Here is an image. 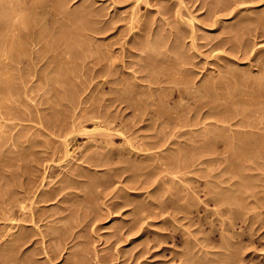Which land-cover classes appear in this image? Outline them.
Wrapping results in <instances>:
<instances>
[{"label": "rangeland", "instance_id": "rangeland-1", "mask_svg": "<svg viewBox=\"0 0 264 264\" xmlns=\"http://www.w3.org/2000/svg\"><path fill=\"white\" fill-rule=\"evenodd\" d=\"M46 1L47 0H0V4L3 7H0L1 17L5 18L8 16L10 18H7L12 20V22H17V25H14L15 28L13 26L9 27V31L7 27H5V29L10 33L13 31L12 33L14 34L15 38H18L19 36L18 40L20 39V41L23 42V46H21L24 49V51L22 50L23 53H25V55L22 53L23 55H21V59L25 60V58H31V64L33 65H30V62L28 64L27 61H22L23 63L21 62L19 63V65L13 64L12 62H10L12 65H6L7 67L15 65V67H12L15 74H17L15 71L18 70L17 72L19 74L21 70V73H23V69H25V74L22 75L20 73L19 75H16L18 79L20 78L19 80H17V77H13V79L15 78V81H12L16 82L15 84L18 87V93H12L11 96V94H6L4 91H0V172L4 170L2 174L0 173V193L6 189L9 190L12 188L13 190L15 188L14 184L16 185V182L19 183L22 182L26 177H31V167H28L27 163H29V159L33 157V152L39 150L38 152L40 155V151L44 149L43 147H45V145H51L58 148V150L60 148V150L58 151L59 153L57 152L59 155L56 154L55 158H47V160L45 161L42 160L40 164L39 162L37 163L38 169H40L37 176V185H39L37 186L38 191H42V189L51 190L57 187L59 189L58 192H56L58 195H54L52 198H47V202L40 201L39 204L35 203L34 206H40V211L44 212L45 215H48L49 213H52L53 210H56L58 207H61L63 205L62 211L64 212H62L61 216H63L64 213V216L66 217L64 218L63 216V218L60 217L54 220H50L49 218H47L46 220L39 221L38 223H36V225H32V227L29 228V233H33V237L31 238L32 240L27 243V245H29V248H27V250L22 253H17V256L19 258H21V256L26 258L27 255H34L33 258L35 257L37 259L35 263L37 262V264H47L45 263L44 259L41 258L43 254L41 255V253H36L37 246L41 245L39 242L40 236L37 235L38 233L36 231H45L46 229V233L50 234V236H53V234L51 233V230H53L52 228L58 225H62L68 218L67 222L69 223L66 222V224H71V219H73V222L74 220L78 223L81 221V223L78 224V227L74 228V230L78 231V233H81L77 235L78 237L75 239L78 242L74 239L72 240V237L68 236L64 243L61 244L62 248L57 258L52 261L53 264H65L66 262H71L72 264H195L194 261H196L197 263L200 262L199 264H264V155H262L261 157L243 158L242 160H229L225 158V155H228V150L226 152L218 154L219 156L217 155V153L211 152V155L209 154L208 157H210V159L217 157L216 159L212 161H209L210 159H208L205 162L198 163L197 166H194V171H188L185 173L187 177H193V180L188 181V183L193 182V187L195 186L194 189L197 193H195V197L193 196L192 199H195V201L198 202L196 207L193 208V211L187 213V215L180 212L183 216H186V218H182L183 220L172 219L171 213L174 216L176 215V218L178 216H182L181 214H177L179 213L178 210L171 209L172 207L167 208L168 210H161V212H164H162V214L158 217L148 216L149 214L147 215L146 212L149 210H156V205L154 204L152 206V195V198L156 197V200L160 199L161 201H163L162 199H164L165 196V199H168L167 193L169 192L167 191V188H171V185L168 184V186L167 184H165V186L163 184L166 182L165 180L171 179L173 177L172 180L179 183L181 181L180 179H182L181 176L185 177L184 173H176L175 175L167 173L165 170H163L165 164H162L160 166L159 164L161 163L156 164L157 161H155V159L158 160L159 156H164V153L168 156L174 155L172 152L173 150L166 151V147H175V149H177L176 147H187V153L191 150L194 151L195 149L188 147L189 145H187L192 142L191 139H197L198 137L201 138L202 133L211 134L212 131L214 132V129L217 130L219 128L218 131L215 132L223 133L224 131H226L224 132L227 133L225 134V136L228 135L229 131L228 129H226L228 123L224 124L218 122L214 118V116L217 117L218 114L216 115L215 113L213 114L210 112L207 113V107H209L207 105L209 104L210 106L214 107H212V110H214L213 112H215L217 109L221 111L223 108L228 107L229 104L230 107L232 105V111L235 108L241 109L242 107H245L244 105H246L240 103L243 98H247V95L245 94H251L254 90H256L257 86L255 85L257 84V82L255 81H261L264 79V0H64L61 3L65 4H60L61 9L60 6H58L59 10L57 9L60 13H58L56 9H54V11H56L55 13L53 12V10L51 11L52 8L51 6H49L50 4H47L48 1ZM6 5L8 8L6 7ZM28 5H30V7H28ZM32 5L34 7H32ZM220 6L221 8H218ZM83 10H86L87 12L83 13ZM10 11H14L13 14L15 15H13ZM89 11H91V14H89ZM51 13L55 15L53 16ZM93 14L94 16H92ZM81 17L83 18V20L81 19ZM259 18L260 20H258ZM14 19H16L17 21H15ZM27 19H29L30 22ZM48 20L51 21H49L50 24H48ZM252 20H254V22H252ZM80 24H82L81 27H79ZM242 25L244 26L241 27ZM13 28L14 30H16L14 31ZM32 29L34 32L32 31ZM42 33L45 35H43ZM61 35L63 36L62 38ZM151 38H154L153 41ZM148 39L150 40V42ZM241 41L245 43L240 44ZM151 42L154 44V48H152ZM236 42L238 43L236 44ZM245 44L249 45L247 46V49L246 46L244 47ZM83 46L84 50L82 48ZM158 50L159 52H157ZM148 54L150 56H148ZM4 55L5 54L0 53V57L2 59L6 56ZM148 57H150L148 63H151L150 61H152V64H154L155 62V66L159 64L160 67L157 66L158 69L145 68L144 62L146 63ZM170 57H173L172 59H176L177 57H179V59H176L177 61L182 60L183 62H187L188 64L186 63L181 65H185V68H189L188 71H185L187 74L185 72H182V75L178 73L180 72L178 71V68H180L181 66L177 67L176 63L174 62L175 59L172 60ZM167 59L171 60L167 61ZM97 61L98 63H96ZM171 61H173L175 64L171 63ZM50 62L52 63V65H50ZM92 62H94L95 65ZM68 63L69 65L71 63V65L73 64L74 66H68ZM42 65H45L44 67L46 68L48 67L47 73L46 68H43ZM62 65L63 67L67 65L65 67L67 69L69 67V70H67L65 67L63 70ZM6 66L5 68H7ZM50 66H52V68L54 66L57 71L55 69H51ZM58 66L60 69L58 68ZM27 67L29 69L31 68L34 73L32 72L33 74L28 75L25 72L29 70ZM98 67L102 70V72L100 73L103 74L95 76V70H97ZM140 67H142V70ZM176 67L177 69H175ZM40 69L45 70L46 74H50L52 80L50 79V81H48L50 83L47 82L49 85L39 78L42 77V74H45L43 73L44 71H41ZM58 69L62 73L58 71ZM70 69H72L73 71L76 69L77 70L74 71L75 73L73 71L70 73ZM39 70L40 73L38 72ZM163 72L166 74L167 72L169 74L171 73L172 75H170L175 78L177 82L175 81L169 83L164 81L161 82L162 80L159 81V77L161 78L162 75L163 77H165V74ZM65 73L67 74V77ZM81 73H83V75ZM156 73L159 76L158 78H156ZM124 74H126L127 76ZM144 74V77H146V75H149L148 77L150 78H154V76H156L155 78L158 79H155L156 85L155 80L151 82L148 77L143 79L142 77ZM21 75L24 77L21 78ZM55 75L59 79L60 83L59 81H55L57 79ZM102 75L107 76L103 77ZM140 75L142 77H140ZM167 75L165 78L168 77ZM252 76L253 78H251ZM184 78L186 79V81L187 79H189L190 81L187 82L189 87H186V93L182 95L181 93L177 92V87L182 86V84L180 85V83H182L181 81L185 80ZM107 79H119L122 82L120 83L121 87L119 85L117 90H113L115 84L113 82L111 84V82ZM220 80L221 83L224 82V84H221ZM157 81L159 82L157 83ZM78 82L80 83L78 84ZM149 82H151V84ZM51 84L54 87H52ZM1 85L2 84H0V86ZM63 85H66L65 87L67 89H65ZM216 85H218V87ZM151 86L153 88H158H156L157 90H154ZM206 86H212L216 91L213 90L214 92H212V87H209L211 89V92L209 91L210 93L208 91H206V93H201L206 88ZM23 87L27 90L23 89ZM139 87H141V89H139ZM161 87L165 88L162 90ZM50 88H53L55 91L53 89L51 90ZM194 89L196 91H194ZM200 89L203 90L201 91ZM53 92L56 94H53ZM60 92L61 94L71 93L70 95L74 100H76L78 97V100L86 99V97L88 96L92 97V99L90 98L89 101L82 102L78 106L76 104L73 108V110L76 111L74 112L84 114L85 111L92 105V107L97 108V111H101L104 116H106V114H110L109 116H111V119L113 118L112 127L116 130L112 128V130L110 131L112 135H110L103 143H100L98 145H91L90 143H92L93 141L92 136L98 133L97 130L101 129V126L103 125H100V127H98V124L95 120L89 119L84 121V119L81 118L82 125L80 128L84 129L83 127H85V131L87 130L86 132L90 131L89 134H81V132H79L72 141L70 140L66 142L67 145L65 147L63 143L59 142L61 141L60 138H57L55 135L43 129L40 123L41 121H43L44 123L51 122L55 117L54 111L59 107L60 108L57 109L58 112L59 110H67L65 106H59L57 103L56 95L59 96ZM207 93L209 94V96H205L206 98L203 97L204 99H202L201 95L203 94L202 96H204ZM72 94L75 95L76 99ZM125 94L131 97V102H134L133 104L134 106H136L135 109L134 106H131L132 108L126 107V102L118 101L117 103L116 100V102L113 101V103L112 101H109V97L111 95L122 96ZM148 94L151 95L149 96ZM190 94H192V96ZM133 95L136 99L133 97ZM186 95L188 96V98L186 97ZM258 98L255 99L256 101L252 99V103H260L259 105H262L264 98ZM93 99L98 100H95V102L97 101L96 104L93 102ZM205 99H207V102L205 101ZM221 100H224V102ZM253 100L255 102H253ZM258 100L263 101H260L258 103ZM150 101L153 102L151 103ZM196 101H198L199 103L201 102V105L202 103H204V105L207 104V107H203L202 105V107L204 108L203 109L198 102L197 104L194 103ZM198 104L201 109L195 108V105ZM187 106L191 108V111L193 107V111L191 112L190 110H188L186 112V110L188 109ZM230 107L229 109H231ZM183 108H185L186 110ZM18 109H20L21 111ZM195 109L197 111H195ZM210 110L211 108L209 109V111ZM48 114H50V116ZM51 115L53 118H50ZM169 115L172 116V118L175 116L177 118L180 117V119L177 123H175L173 120L171 122V117ZM186 115H188V117ZM165 118L167 121L166 123ZM167 119H169L170 121ZM67 120L69 119L67 118ZM181 121H186L189 123L186 126L183 125ZM216 123H218L217 126ZM220 124H223L224 127H222L223 125L220 127ZM235 125L236 124H234V127L233 125H230L229 128L231 127L234 129H242L238 125ZM170 129H174L175 134ZM179 130H188V134L184 133V135L182 134V136L181 134H178ZM2 131L4 133H2ZM91 132L92 134H90ZM169 133L172 136H170ZM165 135L169 136L167 142L162 147H156L148 151L143 149L147 143L155 141L156 139L158 140V136L163 137ZM20 136H23V138ZM15 138L17 139L14 140ZM12 139L15 143L12 141ZM57 140L59 141L57 142ZM20 141L21 144L19 143ZM186 141H188L189 143H186ZM169 142H172V144ZM181 143L183 144V146ZM27 144H29V146L35 145L36 147L34 146L35 148H31L33 146L28 147ZM22 147H28V149L23 150ZM14 149L16 150V152L14 151ZM31 149H33V151ZM24 151L27 154H25ZM31 151L33 154H31ZM102 151H104V154H102ZM148 152L149 154H152V156L150 154V158L149 156H146L148 155L146 154ZM20 153L22 154V157L20 156ZM192 153H188L191 155H187V157L192 156ZM2 154L4 155V157L2 156ZM153 154L156 156V158ZM88 155L89 157H91V155L95 157V159L91 157V163L83 161L85 160L84 158H86V156ZM19 157H21L22 161ZM4 158H6V160ZM96 158L100 161V166L98 164L99 161L95 162ZM151 158L154 162H152ZM18 160L20 163L18 162ZM16 161L19 164H17ZM23 161L26 162L27 166L25 163H23ZM93 162L96 165H94ZM145 162L146 164H144ZM2 163H4L5 166ZM7 169L13 174V176H15V174L17 173L15 177L17 178L16 180H14L15 178L13 176L7 178L2 176L5 175V173L10 174ZM24 169L25 172L27 170V173L23 172ZM6 171H8L9 173H7ZM22 172L24 173L23 175H21ZM39 174L41 177L39 176ZM138 174L140 175V177ZM146 175H148L149 178L145 177ZM168 175H170V177ZM179 175L181 176L179 177ZM201 176L204 178H202ZM2 177L5 178V180L3 179V182ZM131 178H137L138 180L135 179L134 181H131ZM199 178L201 182L203 179V184L201 183L202 185L198 181H196V179ZM144 179H146L147 182ZM225 179H229L230 181L227 180L224 183ZM204 180H206V185ZM235 180H237L236 184H230ZM142 181L144 182L143 184L146 187H138L143 185L141 184ZM219 182V185H221L223 188L222 192L227 191L229 192L228 194L232 197L234 195V201L236 198L237 203L235 202L232 207L234 206L235 208H238H236L238 211L237 218L228 220V213L218 214V207L214 205L211 200H208L209 195L205 192H207L208 190L212 191V189L214 188V191L216 189L220 191V189H218L219 186H217ZM179 184L177 187L176 185H173V187L175 186L176 188H178ZM8 185L11 188H9ZM138 193H141L142 195H139ZM125 195L126 197H128L126 198ZM122 199H125V201L123 202ZM117 201H119V203L121 202L122 204H119ZM123 203H125V205H123ZM64 207L66 208V211L64 210ZM71 213H74L75 215H72ZM226 215L228 218H224ZM19 217L20 216H18V218ZM76 217L77 219H75ZM198 217L203 218L202 222L198 220ZM85 218H87V221ZM170 219L172 221H170ZM57 220L59 222H57ZM27 224L30 225V223ZM133 224L138 225L135 226ZM0 226L3 228L2 225ZM140 226H142L143 229L137 230L138 228H140ZM70 230L68 231L69 234ZM49 238L51 237H49L48 235L44 239L47 240ZM50 241L51 243L56 244L53 239H50ZM75 251L78 253L77 256H75L76 258H74L73 255V253L75 254ZM190 253L192 256L190 255ZM41 260L43 261V263ZM75 261H78L79 263H75Z\"/></svg>", "mask_w": 264, "mask_h": 264}, {"label": "bare ground", "instance_id": "bare-ground-1", "mask_svg": "<svg viewBox=\"0 0 264 264\" xmlns=\"http://www.w3.org/2000/svg\"><path fill=\"white\" fill-rule=\"evenodd\" d=\"M13 1H15V0H13ZM26 1V0H25ZM48 1V2H47ZM46 2H47V4L49 5V6H51V11L53 10V12L55 13L56 11H54V9H58L59 10V7L58 6H60V4H63V3H61L62 1H64V0H47ZM68 1V0H67ZM219 1V0H218ZM221 1V0H220ZM232 1V0H231ZM32 2V1H31ZM30 2V3H31ZM1 3V2H0ZM11 3V2H10ZM223 3V2H222ZM7 4V3H6ZM9 4V3H8ZM13 4H14V2H13ZM32 4V3H31ZM34 4H35V2H34ZM65 4V3H64ZM63 4V5H64ZM221 4V3H220ZM233 4H235V3H233ZM238 4V3H237ZM245 4V3H244ZM3 5V4H2ZM10 6H12L11 4H9ZM67 5V4H66ZM217 5V4H216ZM216 5H215V7H216ZM218 6H219V3H218ZM0 7H2L1 6V4H0ZM6 7H7V5H6ZM13 7V6H12ZM28 7H30V5H28ZM32 7H34L33 5H32ZM3 8V7H2ZM8 8V7H7ZM7 8H5V9H7ZM10 8V7H9ZM88 8V7H87ZM218 8H221V6L220 7H218ZM46 9V8H45ZM60 9H61V6H60ZM57 10V11H58ZM63 10V9H62ZM219 10V9H218ZM228 10V9H227ZM231 10V9H230ZM3 11V10H2ZM29 11V10H28ZM33 11V10H32ZM36 11V10H35ZM48 11V10H47ZM67 11V10H66ZM70 11V10H69ZM73 11H74V9H73ZM75 11H76V9H75ZM0 12H1V9H0ZM12 14L14 13V11L12 12V11H10ZM27 12V11H26ZM49 12V11H48ZM68 12V11H67ZM79 12V11H78ZM85 12H87L86 10H83V13H85ZM90 13L89 14H91V11H89ZM182 12V11H181ZM7 13V12H6ZM19 13V12H18ZM34 13V12H33ZM37 13V12H36ZM58 13H60L59 11H58ZM57 13V14H58ZM212 13V12H211ZM1 14V13H0ZM52 15H53V13H51ZM50 14V15H51ZM57 14H56V16H57ZM82 14V13H81ZM247 14H248V12H247ZM13 15H15V14H13ZM37 15V14H36ZM39 15V14H38ZM49 15V16H50ZM55 15V14H54ZM53 15V16H54ZM88 15V14H87ZM7 16V15H6ZM10 16V15H9ZM23 16V15H22ZM91 16V15H90ZM92 16H94V14L92 15ZM8 17V16H7ZM1 17V15H0V53H3V54H5L4 56V58L2 59L1 57H0V84H2L1 86H0V91H4L6 94H11V96H12V93H14V94H16V92L18 93V87L16 86V82H14L15 80V78L13 79V77H17L16 75H19L21 72H22V70H21V72H19V74H18V70L17 71H15L17 74H15L14 72H13V69H12V67H15V65H13V66H10V67H7L8 65H10L11 63L10 62H12L13 64H18L19 65V63H21L22 61H27V63L29 64V62H30V65H32L31 64V61H32V59L31 58H25V60H23V59H21L22 58V56L21 55H25V53H23V51H24V49H23V42L22 41H20V39L18 40V38H19V36H18V38H15L14 37V34L12 35L10 32H8L9 31V27H14V25H17V22H12V20H10V19H8V18H10V17ZM35 17V16H34ZM84 17H85V15H84ZM87 17V16H86ZM253 17V16H252ZM22 18V17H21ZM26 18V17H25ZM28 18V17H27ZM44 18V17H43ZM45 18H46V16H45ZM51 18V17H50ZM49 18V19H50ZM12 19V18H11ZM66 19V18H65ZM81 19L83 20V18L81 17ZM15 21H17L16 19H14ZM27 20H29V19H27ZM52 20V19H51ZM76 20V19H75ZM81 20V21H82ZM255 20V19H254ZM254 20H252V22H254ZM258 20H260V18L258 19ZM22 21V20H21ZM23 21H25V20H23ZM50 20H48L47 22H49ZM94 21V20H93ZM97 21V20H96ZM208 21V20H207ZM27 22V21H26ZM29 22H30V20H29ZM33 22V21H32ZM43 22V21H42ZM45 22V21H44ZM51 22V21H50ZM50 22L48 23V24H50ZM129 22V21H128ZM215 22V21H214ZM251 22V21H250ZM203 23H205V22H203ZM211 23V22H210ZM247 23V22H246ZM44 24V23H43ZM62 24H63V22H62ZM85 24V23H84ZM186 24V23H185ZM249 24V23H248ZM40 25H42V24H40ZM81 25L82 24H80V26L79 27H81ZM261 25H262V23H261ZM22 26V25H21ZM39 26V25H38ZM47 26V25H46ZM50 26V25H49ZM88 26V25H87ZM181 26V25H180ZM244 25H242L241 27H243ZM264 26V25H263ZM5 27H7L8 28V31L5 29ZM17 27V26H16ZM28 27V26H27ZM57 27V26H56ZM171 27V26H170ZM182 27V26H181ZM184 27H187V26H184ZM220 27V26H219ZM15 28V27H14ZM14 28H13V30H14ZM21 28V27H20ZM30 28V27H29ZM51 28V27H50ZM58 28V27H57ZM83 28H84V26H83ZM146 28V27H145ZM180 28V27H179ZM257 28V27H256ZM11 29V28H10ZM18 29V28H17ZM35 29V28H34ZM55 29V28H54ZM72 29V28H71ZM80 29V28H79ZM174 29V28H173ZM172 29V30H173ZM184 29V28H183ZM241 29V28H240ZM16 30V29H15ZM14 30V31H15ZM47 30V29H46ZM74 30V29H73ZM239 30V29H238ZM237 30V31H238ZM11 31V30H10ZM18 31V30H17ZM23 31H25V30H23ZM32 31H33V29H32ZM49 31H51V30H49ZM63 31V30H62ZM76 31V30H75ZM27 32V31H26ZM34 32V31H33ZM36 32V31H35ZM40 32V31H39ZM179 32V31H178ZM186 32V31H185ZM24 33V32H23ZM54 33V32H53ZM57 33V32H56ZM80 33V32H79ZM78 33V34H79ZM100 33V32H99ZM169 33V32H168ZM174 33V32H173ZM34 34V33H33ZM43 34V33H42ZM48 34V33H47ZM51 34V33H50ZM67 34V33H66ZM76 34H77V32H76ZM82 34V33H81ZM175 34V33H174ZM22 35V34H21ZM43 35H45V34H43ZM55 35V34H54ZM180 35V34H179ZM187 35V34H186ZM25 36V35H24ZM27 36V35H26ZM57 36V35H56ZM175 36V35H174ZM28 37V36H27ZM35 37V36H34ZM63 36L61 35V38H62ZM68 37V36H67ZM37 38V37H36ZM49 38H51V37H49ZM238 38V37H237ZM71 39H73V38H71ZM152 39V38H151ZM154 39V38H153ZM153 39H152V41H153ZM193 39V38H192ZM229 39H230V37H229ZM245 39V38H244ZM22 40V39H21ZM42 40V39H41ZM58 40V39H57ZM149 40V39H148ZM241 40V39H240ZM30 41V40H29ZM49 41V40H48ZM21 42H22V44H21ZM26 42V41H25ZM42 42V41H41ZM44 42V41H43ZM57 42V41H56ZM149 42H150V40H149ZM33 43V42H32ZM48 43V42H47ZM50 43V42H49ZM66 43V42H65ZM152 43V42H151ZM155 43V42H154ZM238 42H236V44H237ZM242 43H245V42H242L241 41V43L240 44H242ZM56 44V43H55ZM234 44H235V42H234ZM239 44V45H240ZM247 44V43H246ZM244 45V47L246 46V49H247V46H249V45ZM22 45V46H21ZM51 45V44H50ZM54 45V44H53ZM60 45V44H59ZM58 45V46H59ZM75 45H77V44H75ZM151 45V44H150ZM153 43H152V48H154L153 47ZM86 46H88V45H86ZM242 46V45H241ZM240 46V47H241ZM31 47V46H30ZM29 47V48H30ZM41 47V46H40ZM96 47V46H95ZM52 48V47H51ZM55 48V47H54ZM83 48V50H84V46L82 47ZM144 48V47H143ZM147 48V47H146ZM99 49V48H98ZM151 49V48H150ZM157 49V48H156ZM23 50V51H22ZM26 50V49H25ZM47 50H49V49H47ZM55 50V49H54ZM53 50V51H54ZM74 50V49H73ZM94 50V49H93ZM152 50V49H151ZM154 50V49H153ZM63 51V50H62ZM67 51V50H66ZM161 51V50H160ZM163 51V50H162ZM250 51V50H249ZM19 52V53H18ZM77 52H78V50H77ZM80 52V51H79ZM86 52V51H85ZM84 52V53H85ZM146 52V51H145ZM157 52H159V50L157 51ZM183 52V51H182ZM23 53V54H22ZM28 53V52H27ZM31 53V52H30ZM50 53V52H49ZM68 53H69V51H68ZM74 53V52H73ZM81 53V52H80ZM83 53V52H82ZM96 53V52H95ZM94 53V54H95ZM101 53V52H100ZM173 53H175V52H173ZM36 54V53H35ZM51 54V53H50ZM78 54V53H77ZM88 54V53H87ZM97 54V53H96ZM149 54H150V52H149ZM148 54V56H150ZM158 54V53H157ZM179 54V53H178ZM49 55V54H48ZM52 55V54H51ZM61 55V54H60ZM83 55V54H82ZM102 55V54H101ZM137 55V54H136ZM165 55V54H164ZM167 55V54H166ZM182 55H183V53H182ZM185 55V54H184ZM2 56V55H1ZM36 56V55H35ZM39 56V55H38ZM50 56V55H49ZM155 56H156V54H155ZM177 56V55H176ZM26 57V56H25ZM62 57V56H61ZM92 57V56H91ZM153 57V56H152ZM181 57V56H180ZM42 58V57H41ZM55 58V57H54ZM83 58V57H82ZM96 58V57H95ZM144 58V57H143ZM142 58V59H143ZM161 58V57H160ZM167 58H169V57H167ZM171 58V57H170ZM173 58V57H172ZM171 58V59H172ZM35 59V58H34ZM70 59V58H69ZM76 59V58H75ZM141 59V60H142ZM148 60H146V63L144 62V67L145 68H155V69H158L157 68V66L158 67H160L159 66V64H157V66H155L156 64H155V62H154V64H152V61H150L151 63H148L149 62V59H150V57H148L147 58ZM158 59V58H157ZM171 59H167V61L169 60H171ZM175 59V58H174ZM174 59H172V60H174ZM176 59H179V57H177ZM174 60V62L176 63V66L178 67H180L181 65H183V64H186L187 62H183L182 60L181 61H177V60ZM37 60H38V58H37ZM82 60V59H81ZM96 60V59H95ZM98 60V59H97ZM111 60H113V59H111ZM151 60H152V58H151ZM35 61V60H34ZM74 61V60H73ZM72 61V62H73ZM41 62V61H40ZM52 62V61H51ZM50 62V63H51ZM60 62V61H59ZM69 62V61H68ZM90 62H91V60H90ZM95 62V61H94ZM94 62H92L94 65H95V63ZM108 62V61H107ZM158 62H159V60H158ZM173 61H171V63H174ZM263 62V61H262ZM23 63V62H22ZM74 63V62H73ZM76 63V62H75ZM96 63H98V61L96 62ZM112 63V62H111ZM170 63V64H171ZM174 63V64H175ZM66 64V63H65ZM165 64V63H164ZM188 64V63H187ZM7 65V66H6ZM12 65V64H11ZM26 65V64H25ZM47 65V64H46ZM48 65H49V63H48ZM50 65H52V63L50 64ZM64 65V64H63ZM63 65H62V68H63V70H64V67L65 66H67V65H65L64 67H63ZM70 65H71V63H70ZM69 65V63H68V66H70ZM73 65V64H72ZM71 65V66H72ZM76 65V64H75ZM97 65V64H96ZM161 65V64H160ZM257 65V64H256ZM5 66L7 67V68H5ZM33 66V65H32ZM37 66V65H36ZM43 66V65H42ZM45 66V65H44ZM43 66V68H46V67H44ZM74 66V65H73ZM88 66V65H87ZM111 66V65H110ZM122 66V65H121ZM141 66V65H140ZM174 66V65H173ZM185 66V65H184ZM184 66H181L180 68H178L179 70L178 71H180V72H178V71H176V72H178V73H180L181 75H182V72L184 73L185 71H188V69L189 68H185ZM30 67V66H29ZM41 67V66H40ZM39 67V68H40ZM51 67V69H55L54 68V66H53V68H52V66H50ZM84 67V66H83ZM177 67L175 68V69H177ZM28 68V67H27ZM58 68H59V66H58ZM66 68V67H65ZM71 68V67H70ZM90 68V67H89ZM88 68V69H89ZM99 68V67H98ZM97 68V70H95V73H96V75L95 76H99V74H103V73H100V72H102V70L99 68L98 69ZM141 68V70H142V67H140ZM144 68V69H145ZM173 68V67H172ZM17 69V68H16ZM20 69V68H19ZM29 69V68H28ZM34 69V68H33ZM42 69V68H41ZM40 69V70H41ZM60 69V68H59ZM58 69V71H60ZM67 69V68H66ZM95 69V68H94ZM112 69V68H111ZM143 69V70H144ZM146 69V70H147ZM24 70L25 69H23V73H21L22 75L23 74H25L24 73ZM40 70L38 71L39 73H40ZM47 70H48V67L46 68V73H47ZM56 71H57V69H55ZM62 70V69H61ZM67 70H69V67H68V69ZM71 71H69L70 73L73 71L72 69H70ZM77 70V69H76ZM76 70H74V71H76ZM79 70V69H78ZM81 70V69H80ZM101 70V71H100ZM109 70V69H108ZM162 70V69H161ZM160 70V71H161ZM165 70V69H164ZM169 70V69H168ZM36 71V70H35ZM41 71H44L43 73H45V70H41ZM54 71V70H53ZM55 71V72H56ZM73 71V72H74ZM111 71V70H110ZM155 71V70H154ZM159 71V72H160ZM163 71V70H162ZM170 71V70H169ZM168 71V72H169ZM193 71V70H192ZM191 71V72H192ZM264 71V70H263ZM28 75H30V74H33L34 73V71L30 68L29 70H27V71H25ZM33 72V73H32ZM49 72H50V69H49ZM61 72V71H60ZM94 72V71H93ZM99 72V73H98ZM116 72V71H115ZM148 72V71H147ZM166 72V71H165ZM167 72V74H169ZM171 72V71H170ZM194 72V71H193ZM37 73V72H36ZM38 73V74H39ZM42 74V77H39L42 81H44V82H48V81H50V79L52 80V78H51V76H50V74L48 73V74ZM62 73V72H61ZM64 73V72H63ZM68 73V72H67ZM69 73V74H70ZM75 73V72H74ZM94 73V74H95ZM107 73V72H106ZM109 73V72H108ZM111 73V72H110ZM113 73H114V71H113ZM134 73V72H133ZM132 73V74H133ZM161 73V72H160ZM164 73V72H163ZM186 73V72H185ZM189 73V72H188ZM238 73V72H237ZM66 74V73H65ZM82 75H83V73H81ZM91 74V73H90ZM93 74V75H94ZM117 74V73H116ZM121 74V73H120ZM165 74V77H166V73H164ZM171 74V73H170ZM169 74V75H170ZM175 74V73H174ZM187 74V73H186ZM20 76L21 78H23L24 76ZM40 75V74H39ZM60 75V74H59ZM58 75V76H59ZM61 75H63V74H61ZM79 75V74H78ZM110 75V74H109ZM113 75V74H112ZM112 75H111V77H112ZM124 75H126V74H124ZM123 75V76H124ZM156 75H157V73H156ZM169 75H167L168 77L167 78H165V77H163V75L161 76V78L157 75V77L156 76H154V78H150V77H148L149 75H146V77H144L145 76V74L143 75V77L140 75V77H142L143 79L144 78H149V80L151 81V82H153V80H155L156 78H158V79H160L159 81H161V82H175L176 80H175V78H173L171 75L169 76ZM26 76V75H25ZM54 76V75H53ZM52 76V77H53ZM77 76V75H76ZM103 76V75H102ZM107 76V75H106ZM106 76H103V77H106ZM127 76V75H126ZM191 76H193V75H191ZM245 76V75H244ZM251 76V75H250ZM55 77L57 78V76L55 75ZM66 77H67V74H66ZM139 77V76H138ZM156 77V78H155ZM63 78V77H62ZM73 78V77H72ZM205 78V77H204ZM251 78H253V76L251 77ZM250 78V79H251ZM20 79V78H19ZM18 79V77H17V80H19ZM28 79V78H27ZM39 79V80H40ZM55 79V78H54ZM78 79H79V77H78ZM84 79V78H83ZM128 79V78H127ZM158 79H156V80H158ZM183 79V78H182ZM185 79V78H184ZM255 79V78H254ZM261 79V78H260ZM12 80H14V81H12ZM37 80V79H36ZM69 80V79H68ZM77 80V79H76ZM88 80V79H87ZM106 80V79H105ZM108 81H110L111 82V84H112V82L115 84L114 85V89L113 90H117L118 89V86L120 85V87H121V84L120 83H122L119 79L117 80V79H111V80H109V79H107ZM147 80V79H146ZM156 80H155V85H156ZM192 80V79H191ZM206 80V79H205ZM204 80V81H205ZM223 80V79H222ZM229 80V79H228ZM20 81H22V80H20ZM56 82H58L59 81V79L57 78L56 80H55ZM54 81V82H55ZM67 81V80H66ZM80 81V80H79ZM107 81V82H108ZM159 81H157V83L159 82ZM188 81H190L189 79H187V81H186V79L184 80V81H181L182 83H180V85L182 84V86H178L177 87V92H179V93H181L182 95H184V93H186V87H189V85H188ZM227 81V80H226ZM238 81V80H237ZM14 82V83H13ZM27 82V81H26ZM62 82H64V81H62ZM61 82V83H62ZM74 82V81H73ZM106 82V81H105ZM110 82H109V84H110ZM151 82H149L150 84H151ZM160 82V83H161ZM177 82V81H176ZM217 82H219V81H217ZM255 82H257V84L255 85V86H257V88H256V90H254L253 92L252 91H250V92H252L251 94H245V95H247V98H243L242 99V101H240V103L241 104H246V105H244L245 107H240L241 109H233V111H232V105H231V107L228 105V107H225V108H223L221 111L220 110H218V111H220V112H218L217 110L215 111V112H213L214 110H212L214 107L213 106H210L209 104L207 105V104H205L204 105V103H202V105H203V107H205L206 105L207 106H209V107H207L208 108V110H207V113H215L216 115L218 114V116L217 117H215L214 116V118L218 121V122H220V123H228V125L226 126V129H228V131H229V133H228V135H226L225 136V134H227V133H224V132H226V131H224L223 133L221 132V133H219V132H215V131H218V129L217 130H215L214 129V132L212 131V133L210 134H203L202 133V136H201V138H194V139H191V141L192 142H188V141H186V143L188 142L189 144H187V145H189L188 147H191V148H193V149H197L196 151L194 150H191V151H189L188 153H192V152H194V153H192L193 155L192 156H188L187 157V155H191V154H188L187 153V147H183V148H178V147H176L177 149H175V147L174 148H169V147H166V151L167 150H173L172 152H173V154L174 155H170V156H168V155H166L165 153H164V156L163 155H161V153H160V155L161 156H159V158H158V156H157V158H158V160H156L155 159V161H157L156 162V164H158V163H161V164H159L160 166L163 164H165L164 166V168H163V170H165L167 173H169V174H171V175H175L176 173H179V174H181V173H184V176L185 177H183V176H181V175H179V177L181 176V178L182 179H180L181 181V183L179 184L178 182H176V181H174V180H172V178L171 179H167V180H165L166 182L165 183H163L164 185L165 184H169V185H171V188L169 187V189L167 188V191L169 192V193H167L168 194V199H165L166 198V196H165V200L164 199H162L163 201H161L160 199L158 200H156V197L155 198H152L153 197V195L151 196V201L153 202V204H152V206L155 204L156 205V210H149V211H146L147 212V215L148 216H154V217H158V216H160L161 214H162V212H164V211H162L161 212V210H168L167 208H169V207H172L171 209H176V210H178L179 211V213H177V214H181L180 212H182L183 214H186L187 215V213H190V212H192L193 211V208H195L196 207V205L198 204V202H196L195 201V199H192L193 198V196L195 195V193H197L196 191H195V189H194V187H193V182H191V183H188V181H191V180H193V177H187V175H185V173L186 172H190V171H194L193 170V168H194V166H197V164L198 163H201V162H205L206 160H208V159H210V157H208L209 156V154L211 153V152H214V153H217V155L218 154H221L222 152H226L227 150H228V155H225V158L226 159H229V160H236V159H243V158H249V157H261L262 155H264V101L263 100H258V103L260 102V101H263L262 103V105H259V104H255V103H252V99H256V98H258V97H263L264 98V79L263 80H261V81H255ZM255 82H254V84H255ZM40 83V82H39ZM48 83H50V82H48ZM47 83V84H48ZM59 83H60V81H59ZM80 82H78V84H79ZM159 83V84H160ZM220 83H221V80H220ZM223 84H224V82H222ZM221 83V84H222ZM43 84V83H42ZM88 84V83H87ZM125 84V83H124ZM123 84V85H124ZM149 84V85H150ZM153 84V83H152ZM208 84V83H207ZM251 84V83H250ZM19 85V84H18ZM21 85V84H20ZM44 85V84H43ZM42 85V86H43ZM49 85V84H48ZM52 85V84H51ZM66 85H67V83H66ZM65 85V86H66ZM116 85H117V87H116ZM126 85V84H125ZM148 85V86H149ZM154 85V84H153ZM158 85V84H157ZM177 85H178V83H177ZM61 86V85H60ZM64 86V85H63ZM64 86V88L65 89H67L66 87ZM162 86V85H161ZM166 86V85H165ZM217 87H218V85H216ZM222 86V85H221ZM223 86H225V85H223ZM253 86V85H252ZM21 87V86H20ZM39 87V86H38ZM46 87V86H45ZM44 87V88H45ZM52 87H54L53 85H52ZM130 87H131V85H130ZM152 87V86H151ZM150 87V88H151ZM169 87H171V86H169ZM175 87V86H174ZM209 87H212V86H209ZM209 87H207L206 86V88L202 91L201 89V93H203V92H205L206 93V91H210L211 89V91L212 92H214V91H216V90H214L215 88H209ZM22 88V87H21ZM41 88H43V87H41ZM40 88V89H41ZM57 88V87H56ZM55 88V89H56ZM62 88V87H61ZM86 88V87H85ZM112 88V87H111ZM144 88H146V87H144ZM153 88V87H152ZM156 88H158V87H156ZM156 88H153L154 90L156 89ZM162 88V87H161ZM165 87H163L162 88V90L164 89ZM194 88V87H193ZM247 88V87H246ZM20 89V88H19ZM23 89H26V88H24L23 87ZM51 89V88H50ZM53 89V88H52ZM51 89V90H52ZM139 89H141V87H139ZM171 89V88H170ZM218 89V88H217ZM236 89V88H235ZM240 89V88H239ZM21 90V89H20ZM27 90V89H26ZM25 90V91H26ZM54 90V89H53ZM129 90V89H128ZM133 90H134V88H133ZM151 90V89H150ZM157 90V89H156ZM199 90V91H200ZM214 90V91H213ZM237 90V89H236ZM250 90V89H249ZM55 91V90H54ZM67 91V90H66ZM80 91V90H79ZM112 91V90H111ZM137 91V90H136ZM167 91V90H166ZM194 91H196L195 89H194ZM210 91V92H211ZM223 91V90H222ZM226 91H227V89H226ZM246 91V90H245ZM27 92V91H26ZM59 92V91H58ZM57 92V93H58ZM69 92V91H68ZM113 92V91H112ZM118 92V91H117ZM116 92V93H117ZM124 92V91H123ZM129 92V91H128ZM133 92V91H132ZM151 92V91H150ZM209 92V93H210ZM4 93V94H5ZM23 93V92H22ZM109 93H111V92H109ZM142 93V92H141ZM147 93V92H146ZM149 93V92H148ZM158 93V92H157ZM166 93V92H165ZM171 93V92H170ZM197 93V92H196ZM230 93V92H229ZM53 94H56V93H54L53 92ZM60 95L58 96V95H56L57 97H56V99H57V103H58V105L60 106H65L66 107V111H62V110H59V112L57 111V109H59V108H57L54 112H55V117L53 118L52 117V115H51V117L50 118H53L52 119V121L51 122H49V123H44L43 121H41L40 123H41V125H42V127H43V129H45V130H47L49 133H51V134H53V135H55L57 138H60L61 139V141H59V140H57V142L59 141V142H61V143H63L64 145H65V147H66V145H67V141H72L77 135H78V133L79 132H81V134H83V133H88L89 134V132H86L85 131V127H83L84 129H82V128H80L81 127V125H82V120H81V118L82 119H84V121L85 120H89V119H91V120H95L96 121V123L98 124V127H100V125H103V126H101V129H99V130H97L98 131V133H96V134H94L92 137V139H93V141H92V143H90L91 145H98V144H100V143H103L104 141H106L107 140V138L110 136V135H112V133L110 132L111 130H112V124H113V118L111 119V116H109V115H107L106 114V116H104V114H102L101 113V111H97V108L95 109L94 107H92V105H91V107H89L86 111H85V113L84 114H82V113H75L76 111L75 110H73V108L75 107V105L77 104V106L80 104V103H82V102H86V101H89L90 100V98L92 99V97H90V96H88V97H86V99H83V100H78V98L76 99V97H75V95L74 94H72V95H74L73 97H75V99L76 100H74L73 98H72V96L70 95V94H66V93H63V94H61V92L59 93ZM80 94H82V93H80ZM90 94V93H89ZM119 94V93H118ZM163 94V93H162ZM208 94V93H207ZM204 95V96H202L201 95V97H202V99H204L203 97H205V96H209V94L208 95ZM25 95H26V93H25ZM91 95V94H90ZM109 95V94H108ZM126 95V94H125ZM122 95V96H117V95H111L110 97H109V101L111 102H113V101H115L116 102V100H117V103H118V101L119 102H126L125 104H126V107H131V106H134V102L132 103L131 102V97L128 95ZM149 96L151 95V94H148ZM159 95V94H158ZM188 95V94H187ZM186 95V97L188 98V96ZM191 96H192V94H190ZM212 95V94H211ZM210 95V96H211ZM6 96V95H5ZM54 96V95H53ZM94 96V95H93ZM136 96H137V94H136ZM139 96V95H138ZM148 96V97H149ZM194 96V95H193ZM243 96V95H242ZM8 97V96H7ZM95 97V96H94ZM93 97V98H94ZM130 99H129V98ZM133 97H134V95H133ZM200 97V98H201ZM6 98V97H5ZM9 98V97H8ZM53 98H55V97H53ZM84 98V97H83ZM95 98H97V97H95ZM135 98V97H134ZM164 98V97H163ZM166 98V97H165ZM168 98V97H167ZM179 98V97H178ZM194 98H195V96H194ZM206 98V97H205ZM222 98V97H221ZM235 98V97H234ZM50 99V98H49ZM98 99V98H97ZM97 99H93L92 101L96 104L97 103ZM108 99V98H107ZM136 99V98H135ZM190 99H192V98H190ZM196 99V98H195ZM208 99V98H207ZM207 99H205V101L207 102ZM214 99V98H213ZM258 99H260V98H258ZM7 100V99H6ZM5 100V101H6ZM95 100H97L96 102H95ZM139 100V99H138ZM152 100V99H151ZM158 100H159V98H158ZM160 100H162V99H160ZM167 100V99H166ZM169 100V99H168ZM233 100V99H232ZM253 100V102H255ZM25 101V100H24ZM50 101V100H49ZM148 101V100H147ZM171 101V100H170ZM195 101V100H194ZM221 101H223L224 102V100H221ZM226 101V100H225ZM237 101V100H236ZM239 101V100H238ZM4 102V101H3ZM19 102H20V100H19ZM56 102V101H55ZM143 102H144V100H143ZM151 102V101H150ZM153 102V101H152ZM151 102V103H152ZM162 102V101H161ZM197 102L198 101H196V102H194V103H196L197 104ZM216 102V101H215ZM56 103V104H57ZM114 103V102H113ZM139 103V102H138ZM147 103V102H146ZM199 103V102H198ZM209 103V102H208ZM218 103V102H217ZM226 103V102H225ZM224 103V104H225ZM239 103V102H238ZM55 104V105H56ZM131 104V105H130ZM137 104V103H136ZM135 104V105H136ZM143 104V103H142ZM200 105H201V102L199 103ZM199 104L198 105H195V108L196 109H201V107H202V105H201V107L199 106ZM219 104V103H218ZM235 104H237V103H235ZM13 105V104H12ZM150 105V104H149ZM160 105V104H159ZM15 106V105H14ZM54 106V105H53ZM76 106V107H77ZM141 106V105H140ZM148 106V105H147ZM239 106H240V104H239ZM82 107V106H81ZM138 107V106H137ZM143 107V106H142ZM179 107V106H178ZM188 107V109L186 110L185 108H183V109H185L186 110V112L188 111V110H190L191 111V108L189 107V106H187ZM202 107V108H203ZM213 107V108H212ZM229 107L231 108V109H229ZM4 108H5V106H4ZM132 108V107H131ZM136 108V106H134V109ZM141 108V107H140ZM163 108V107H162ZM181 108V107H180ZM206 108V109H207ZM211 108V110L209 111V109ZM234 108V107H233ZM13 109V108H12ZM99 109V108H98ZM182 109V110H183ZM193 107H192V111H193ZM195 109V111H197ZM204 109V108H203ZM18 110H20V109H18ZM23 110V109H22ZM137 110H138V108H137ZM169 110V109H168ZM181 110V109H180ZM6 111V110H5ZM10 111V110H9ZM21 111V110H20ZM61 111V112H60ZM75 111V112H74ZM144 111V110H143ZM146 111V110H145ZM191 111V112H192ZM237 111V112H236ZM11 112V111H10ZM53 112V113H54ZM135 112V111H134ZM138 112V111H137ZM154 112V111H153ZM152 112V113H153ZM169 112V111H168ZM203 112H205V111H203ZM222 112H226V113H222ZM1 113V112H0ZM197 113V112H196ZM202 113V112H201ZM5 114V113H4ZM158 114H160V113H158ZM164 114V113H163ZM167 114H169V113H167ZM206 114V113H205ZM49 116H50V114H48ZM162 115V114H161ZM160 115V116H161ZM172 115V114H171ZM177 115V114H176ZM208 115V114H207ZM212 115V114H211ZM154 116V115H153ZM170 116V115H169ZM174 116V115H173ZM187 117H188V115H186ZM48 117V116H47ZM151 117V116H150ZM163 117V116H162ZM171 118V122H172V120L175 122V123H177L178 122V120L180 119V117H173L172 118V116H170ZM190 117H192V116H190ZM207 117V116H206ZM67 118L69 119V120H67ZM161 118V117H160ZM159 118V119H160ZM164 118V117H163ZM152 119V118H151ZM153 120V119H152ZM162 120V119H161ZM164 120V119H163ZM167 120H169V119H167ZM83 121V122H84ZM170 121V120H169ZM188 121H189V119H188ZM48 122V121H47ZM64 122V123H63ZM152 122V121H151ZM154 122V121H153ZM167 121H166V118H165V123H166ZM170 122V123H171ZM180 122V121H179ZM200 122V121H199ZM203 122V121H202ZM201 122V123H202ZM96 123H95V125H96ZM181 123L183 124V125H188V123L189 122H186V121H181ZM191 123H193V122H191ZM190 123V124H191ZM207 123V122H206ZM199 124V123H198ZM234 124H236V125H238L239 127H241L242 129H234V128H229V126L230 125H233V127H234ZM116 125V124H115ZM193 125H195V124H193ZM215 125V124H214ZM214 125H212V126H214ZM218 125V123H216V126ZM223 124H220V127L222 126ZM235 125V126H236ZM127 126V125H126ZM162 126V125H161ZM172 126V125H171ZM170 126V127H171ZM165 127V126H164ZM201 127V126H200ZM222 127H224V125L222 126ZM155 128V127H154ZM173 128V127H172ZM176 128V127H175ZM199 128V127H198ZM213 128V127H212ZM114 129V128H113ZM121 129V128H120ZM168 129V128H167ZM180 129V128H179ZM114 130H116V129H114ZM162 130V129H161ZM171 130V129H170ZM169 130V131H170ZM46 131V132H47ZM96 131V130H95ZM157 131V130H156ZM160 131V130H159ZM168 131V132H169ZM174 134H175V131H174V129L173 130H171ZM188 130H184V131H180L179 130V133L178 134H183L184 135V133H187L188 134V132H187ZM202 131V130H201ZM219 131H221V130H219ZM123 132V131H122ZM230 132H231V135H230ZM2 133H4L3 131H2ZM162 133H163V131H162ZM171 133V132H170ZM170 133H169V135H170ZM192 133V132H191ZM195 133V132H194ZM90 134H92V132L90 133ZM177 134V135H178ZM18 135V134H17ZM98 136V137H96V136ZM164 135V134H163ZM169 135H165V136H163V137H159L158 136V140L156 139L155 141H151V142H149V143H147L145 146H144V150H146V151H148V150H151V149H154V148H156V147H162L166 142H167V140H168V136ZM182 135V136H183ZM224 135V136H223ZM170 136H172V135H170ZM3 137H4V135H3ZM10 137V136H9ZM20 137H22L23 138V136H20ZM193 137V136H192ZM1 138V137H0ZM13 138V137H12ZM112 138V137H111ZM152 138V137H151ZM189 138V137H188ZM191 138V137H190ZM17 138H15L14 140H16ZM189 140V139H188ZM12 141H13V139H12ZM175 141V140H174ZM178 141V140H177ZM14 142V141H13ZM12 142V143H13ZM55 142H56V140H55ZM179 142V141H178ZM184 142V141H183ZM15 143V142H14ZM20 144H21V141L19 142ZM18 143V144H19ZM33 143V142H32ZM38 143V142H37ZM107 143V142H106ZM169 143H171L172 144V142H169ZM62 144V145H63ZM179 144V143H178ZM182 144V143H181ZM15 145V144H14ZM17 145V144H16ZM28 145V147H31V146H33V145H30L29 146V144H27ZM27 145H25V146H27ZM37 145V144H36ZM40 145H41V143H40ZM60 145V144H59ZM170 145V144H169ZM176 145V144H175ZM23 146V145H22ZM35 146V145H34ZM31 147V148H35V147ZM39 146V145H38ZM166 146H168V145H166ZM171 146H173V145H171ZM182 146H183V144H182ZM221 146V147H220ZM15 147H18V146H15ZM28 147H22L23 148V150H25V149H28ZM59 147V146H58ZM165 147V146H164ZM180 147V146H179ZM44 148V149H43ZM42 149L43 150H41L40 152V155H39V150H36V152H33L32 153V151H33V149H31L32 151H31V154H33V157H31V159H29V163H27L28 164V167L30 166L31 167V172H30V174H31V177H23V178H25L22 182H16V185L14 184V186H15V188L12 190V188L8 185V187L9 188H11V189H6V188H4V189H6V190H1L2 192L0 193V225H2L3 226V228L1 227V231H0V264H37V262L35 263V261L37 260L35 257L33 258V256L34 255H27V257L26 258H24V257H22L21 256V258H19L18 256H17V253H22V252H24V251H26L27 250V248H29V245H27V243H29L32 239V235H33V233H29V228H31L32 227V225H36V223H38L39 221H43V220H46L47 218H49L50 220H54V219H58V218H63V216H64V213H63V216H61V214H62V212H64V211H62L63 210V205L61 206V207H58L56 210H53V212L52 213H49L48 215H45V213L44 212H42V211H40L41 209H39L40 208V206H38V207H36V205L34 206V204L35 203H38L39 204V202L40 201H46V199L47 198H52L54 195H58L56 192H58V188L56 187V188H54V189H51V190H44V189H42V191H38V189H37V186H39V185H37V176H38V172L40 171V169H38V162H39V164H40V162L43 160V161H45V160H47V158H55V155L56 154H58L59 152V150H60V148H59V150H58V148H56V147H53V146H51V145H45V147H43ZM168 148V149H167ZM218 148H221V149H218ZM230 148H234V149H230ZM13 149V148H12ZM16 149V148H15ZM14 149V151L16 152V150ZM136 149V148H135ZM141 149V148H140ZM22 150V149H21ZM35 150V149H34ZM131 150V149H130ZM157 150V149H156ZM11 151V150H10ZM20 151V150H19ZM108 151V150H107ZM114 151V150H113ZM141 151H143V150H141ZM217 151V152H216ZM13 152V151H12ZM11 152V153H12ZM14 152V153H15ZM21 152V151H20ZM25 152V151H24ZM23 152V153H24ZM28 152H30V151H28ZM58 152V153H57ZM104 151H102V154H104L103 153ZM127 152V151H126ZM137 152V151H136ZM136 152H134V153H136ZM156 152V151H155ZM154 152V153H155ZM165 152V151H164ZM14 153H13V155H14ZM100 153V152H99ZM167 153V152H166ZM21 154V153H20ZM25 154H27L26 152H25ZM30 154V153H29ZM101 154V153H100ZM121 154H122V152H121ZM146 154H148V155H146ZM145 155L146 156H149V158H150V154H149V152L148 153H146ZM158 154V153H157ZM171 154V153H170ZM224 154V153H223ZM17 155V154H16ZM18 155H19V153H18ZM24 155V154H23ZM59 155V154H58ZM58 155H57V157H58ZM85 155V154H84ZM105 155H106V153H105ZM104 155V156H105ZM154 155V154H153ZM166 155V156H165ZM211 155V154H210ZM2 156L4 157V155L2 154ZM7 156V155H6ZM10 156V155H9ZM21 157H22V154L20 155ZM30 156V155H29ZM108 156V155H107ZM151 156H152V154H151ZM155 156V155H154ZM219 156V155H218ZM224 156V155H223ZM18 157V156H17ZM21 157H19L20 159H21ZM24 157V156H23ZM85 157V156H84ZM83 157V158H84ZM91 157H93L92 155H91ZM91 157H89V155L88 156H86V158H84L85 160H83L84 162L86 161L87 163H91V160H92V158ZM2 158V157H1ZM14 158V157H13ZM18 158V159H19ZM30 158V157H29ZM82 158V159H83ZM94 159H95V157H93ZM144 158H146V157H144ZM153 158V157H152ZM151 158V160H152V162H154L153 161V159ZM155 158H156V156H155ZM217 158V157H216ZM216 158H211L209 161H212V160H214V159H216ZM222 158V157H221ZM5 160H6V158H4ZM27 159V158H26ZM25 159V160H26ZM91 159V160H90ZM94 159H93V161H94ZM101 159V158H100ZM219 159V158H218ZM224 159V158H223ZM52 160V159H51ZM97 160V161H96ZM96 160H95V162H98L99 160L96 158ZM106 160V159H105ZM109 160V159H108ZM126 160V159H125ZM125 160H124V162H125ZM145 160V159H144ZM221 160V159H220ZM225 160V159H224ZM240 160V161H241ZM8 161V160H7ZM10 161V160H9ZM12 161V160H11ZM21 161H22V159H21ZM147 161V160H146ZM223 161V160H222ZM3 162V161H2ZM17 162V161H16ZM18 162H19V160H18ZM17 162V164H19ZM47 162V161H46ZM83 162V163H84ZM104 162V161H103ZM122 162V161H121ZM235 162V161H234ZM23 163H25L26 164V162H24L23 161ZM82 163V164H83ZM100 163V161L98 162V164ZM143 163V162H142ZM3 165H4V163H2ZM13 164V163H12ZM25 164H23V165H25ZM27 164H26V166H27ZM93 164H94V162H93ZM97 164V165H98ZM110 164V163H109ZM144 164H146V162L144 163ZM155 164V163H154ZM153 164V165H154ZM6 165H7V163H6ZM23 165H22V167H23ZM94 165H96V164H94ZM141 165V164H140ZM158 165V166H159ZM240 165V164H239ZM246 165V164H245ZM5 166V165H4ZM3 166V167H4ZM8 166H9V163H8ZM8 166H6V167H8ZM14 166V165H13ZM18 166V165H17ZM20 166V165H19ZM99 166H100V164H99ZM98 166V167H99ZM102 166V165H101ZM108 166V165H107ZM144 166V165H143ZM2 167V166H1ZM21 167V168H22ZM25 167V166H24ZM163 167V166H162ZM231 167V166H230ZM245 167H247V166H245ZM45 168V167H44ZM71 168V167H70ZM108 168V167H107ZM121 168V167H120ZM123 168V167H122ZM146 168V167H145ZM241 168V167H240ZM28 169V168H27ZM1 170H2V168H1ZM8 170V169H7ZM12 170V169H11ZM9 171V170H8ZM8 171H6L7 173H9ZM18 171V170H17ZM21 171H22V169H21ZM29 171H30V168H29ZM198 171V170H197ZM2 172H4V170L3 171H1L0 173L2 174ZM23 172H25V169L23 170ZM22 172V174L21 175H23L24 173ZM21 173V172H20ZM19 173V174H20ZM25 173H27V170H26V172ZM137 173V172H136ZM166 173V174H167ZM4 174V173H3ZM17 174V173H16ZM16 174H15V176H13V174L10 172V174H6L5 173V175H2V176H4L5 178H7V177H16ZM29 174V173H28ZM20 175V176H21ZM88 175V174H87ZM86 175V176H87ZM91 175V174H90ZM139 175V174H138ZM178 175V174H177ZM203 175V174H202ZM220 175V174H219ZM27 176V175H26ZM35 176H36V178H35ZM39 176H40V174H39ZM169 177H170V175H168ZM204 176V175H203ZM240 176V175H239ZM1 177V176H0ZM22 177V176H21ZM41 177V176H40ZM44 177V176H43ZM43 177H42V179H43ZM139 177H140V175H139ZM145 177H148L149 178V176L148 175H146ZM145 177H143V178H145ZM178 177V176H177ZM202 177V176H201ZM200 177V178H201ZM5 178H3L2 177V182H3V179L5 180ZM79 178V177H78ZM96 178V177H95ZM130 178V177H129ZM200 178L199 179H196V181H198L200 184L202 183L203 184V179H202V182H201V180H200ZM202 178H204V177H202ZM243 178H245V177H243ZM13 179V178H12ZM17 178H15L14 180H16ZM19 179V178H18ZM42 179H41V182H42ZM88 179V178H87ZM132 179V178H131ZM135 179H137V178H133L131 181H134ZM195 179V178H194ZM212 179H213V177H212ZM68 180V179H67ZM70 180V179H69ZM73 180V179H72ZM138 180V179H137ZM145 181H146V179H144ZM177 180H179V179H177ZM208 180V179H207ZM230 181L229 179H225V181H224V183L226 182V181ZM0 181H1V178H0ZM7 181V180H6ZM19 181V180H18ZM21 181V180H20ZM65 181V180H64ZM80 181H81V179H80ZM206 180H204V182H205ZM40 182V183H41ZM68 182V181H67ZM77 182V181H76ZM92 182V181H91ZM90 182V183H91ZM101 182V181H100ZM130 182V181H129ZM141 182V181H140ZM147 182V181H146ZM213 182V181H212ZM221 182H223V181H221ZM98 183V182H97ZM105 183V182H104ZM131 183H133V182H131ZM144 182L142 181V183L141 184H143ZM148 183H149V181H148ZM179 184V187L178 188H176L177 186H178V184ZM236 184L237 183V180H235L234 182H231L230 184ZM12 184V183H11ZM70 184V183H69ZM86 184V183H85ZM92 184V183H91ZM108 184V183H107ZM137 184V183H136ZM135 184V185H136ZM140 184V185H141ZM147 184V183H146ZM150 184H152V183H150ZM190 184H192V185H190ZM201 184V185H202ZM220 184V182L218 183V185L217 186H219V188L218 189H220V191L219 190H215L214 191V189H212V191H210V190H208L207 192H205L206 194H208L209 196H208V200H211L213 203H214V205H216L217 207H218V209H217V213L219 214V213H221V214H223V213H228L227 215H228V217H229V219L228 220H232L233 218H237L238 217V211H237V209L233 206L232 207V205H234V203L236 202L237 203V201H236V198H235V201H234V195H233V197L231 196V195H229L228 193L229 192H222V186L221 185H219ZM67 185V184H66ZM72 185H74V184H72ZM78 185H79V183H78ZM97 185V184H96ZM106 185V184H105ZM168 185V186H169ZM173 185H176V187L174 186L173 187ZM205 185H206V182H205ZM215 185V184H214ZM71 186V185H70ZM85 186V185H84ZM160 186V185H159ZM166 186V185H165ZM198 186V185H197ZM216 186V185H215ZM59 187V186H58ZM67 187V186H66ZM74 187V186H73ZM88 187H89V185H88ZM132 187V186H131ZM135 187V186H134ZM138 187H141V188H143V187H146L144 184L142 185V186H138ZM148 187V186H147ZM133 188V187H132ZM176 188V189H175ZM203 188V187H202ZM201 188V189H202ZM235 188V187H234ZM62 189V188H61ZM76 189V188H75ZM163 189V188H162ZM165 189V188H164ZM171 189V190H170ZM228 190H229V188H228ZM233 190V189H232ZM61 191V190H60ZM158 191V190H157ZM198 191V190H197ZM236 191V190H235ZM93 192V191H92ZM94 193V192H93ZM141 193H145V192H141ZM141 193H138L139 195L141 194ZM163 193V192H162ZM166 193V192H165ZM96 194V193H95ZM94 194V195H95ZM85 195V194H84ZM142 195V194H141ZM166 195V194H165ZM198 195V194H197ZM98 196V195H97ZM147 196V195H146ZM145 196V197H146ZM150 196V195H149ZM163 196V195H162ZM161 196V197H162ZM207 196V195H206ZM238 196V195H237ZM241 196V195H240ZM85 197V196H84ZM83 197V198H84ZM120 197V196H119ZM125 197H126V195H125ZM128 197V196H127ZM126 197V198H127ZM159 197V196H158ZM195 197V196H194ZM125 198V199H126ZM147 198V197H146ZM239 198V197H238ZM88 199V198H87ZM125 199H122L123 200V202L125 201ZM130 199V198H129ZM203 200V199H202ZM201 200V201H202ZM75 201V200H74ZM91 201V200H90ZM94 201V200H93ZM135 201V200H134ZM140 201H142V200H140ZM144 201H146V200H144ZM148 201V200H147ZM240 201H241V199H240ZM240 201H238V202H240ZM42 202H41V204H42ZM47 202V201H46ZM92 202V201H91ZM118 203H119V201H117ZM128 202V201H127ZM148 202H150V201H148ZM45 203V202H44ZM85 203H86V201H85ZM90 203V202H89ZM126 203V202H125ZM125 203H123V205H125ZM132 203V202H131ZM151 203V202H150ZM149 203V204H150ZM165 203V204H164ZM40 204V205H41ZM115 204V203H114ZM119 204H122L121 202L119 203ZM144 204V203H143ZM240 204V203H239ZM68 205V204H67ZM116 205V204H115ZM114 205V206H115ZM122 205V206H123ZM151 205V204H150ZM93 206H94V204H93ZM215 206V207H216ZM222 206V207H221ZM45 207V206H44ZM120 207V206H119ZM240 207V206H239ZM244 207V206H243ZM56 208V207H55ZM61 208V209H60ZM69 208V207H68ZM72 208V207H71ZM113 208V207H112ZM43 209V208H42ZM45 209V208H44ZM66 208L64 207V210H65ZM170 209V210H171ZM74 210V209H73ZM118 210V209H117ZM116 210V211H117ZM175 210V211H176ZM66 211V210H65ZM110 211V210H109ZM108 211V212H109ZM172 211H174V210H172ZM171 211V212H172ZM69 212H70V210H69ZM113 212H114V210H113ZM76 213V212H75ZM214 213V212H213ZM72 214V213H71ZM74 214V213H73ZM72 214V215H73ZM81 214V213H80ZM67 215V214H66ZM68 215H70V214H68ZM75 215V214H74ZM146 215V216H147ZM182 215V214H181ZM227 215L224 217V218H226L227 217ZM18 216H20L19 218H18ZM77 216H78V214H77ZM99 216V215H98ZM176 216V215H175ZM174 215H172V213H171V218L172 219H177V220H179V219H184V217L186 218V216H178L177 218L175 217ZM219 216V215H218ZM81 217V216H80ZM79 217V218H80ZM169 217H170V215H169ZM227 217V218H228ZM64 218H66L65 216H64ZM73 218V217H72ZM104 218H105V216H104ZM151 218V217H150ZM153 218V217H152ZM167 218V217H166ZM217 218V217H216ZM19 219V220H18ZM75 219H77V217L75 218ZM86 219V221H87V218H85ZM84 219V220H85ZM102 219H103V217H102ZM182 219V220H183ZM190 219H191V217H190ZM202 219L203 218H200V217H198V220L199 221H201L202 222ZM220 219V218H219ZM61 220V219H60ZM70 220V219H69ZM144 220V219H143ZM142 220V221H143ZM6 221V222H5ZM15 221H18V222H15ZM20 221V222H19ZM62 221V220H61ZM60 221V222H61ZM63 221H65V220H63ZM68 221V218H67V220H66V222ZM79 221V220H78ZM96 221V220H95ZM140 221V220H139ZM153 221V220H152ZM170 221H172L171 219H170ZM226 221V220H225ZM3 222V223H2ZM46 222V221H45ZM51 222V221H50ZM57 222H59L58 220H57ZM66 222L65 223H63L62 225H58V226H55V227H53L52 229L53 230H51V233L53 234V236H50V234H48V233H46L47 231H46V229H45V231H43V230H39V231H36L37 233V235H39L40 236V246H37V254H40L41 253V255L43 254V256L41 257V258H43L44 259V261H45V263H47V264H53L52 263V261L54 260V259H56L57 258V256L59 255V253H60V250H61V244H63L64 243V241L68 238V236L69 237H72V240L74 239H76L78 236L77 235H79L80 233H78V231H76V230H74V228H77L78 227V224L79 223H81V221L78 223L77 221L75 222V220H74V222H73V219H71V224H66ZM73 222V223H72ZM88 222H89V220H88ZM137 222V221H136ZM141 222V221H140ZM179 222V221H178ZM221 222V221H220ZM27 223H30V225H28ZM55 223V222H54ZM67 223H69V222H67ZM144 223V222H143ZM168 223V222H167ZM225 223V222H224ZM227 223V222H226ZM140 224V223H139ZM229 224V223H228ZM133 225H135V224H133ZM136 225H138V224H136ZM135 225V226H136ZM141 225V224H140ZM39 226V225H38ZM35 227V226H34ZM49 227H50V225H49ZM138 227V226H137ZM136 227V228H137ZM48 228V227H47ZM3 229V230H2ZM70 230V234L68 233V231ZM139 229H143L142 228V226H140V228H138L137 230H139ZM68 230V231H67ZM79 230V229H78ZM128 231V230H127ZM130 231H131V229H130ZM135 233V232H134ZM46 234H48L49 235V237H51V238H49V239H47V240H45L44 238L46 237V236H48V235H46ZM69 234V235H68ZM159 236V235H158ZM155 238V237H154ZM50 239H53V241L54 242H56V244H53V243H51V241H50ZM230 239V238H229ZM227 240V239H226ZM225 240V241H226ZM34 241V240H33ZM75 241H77V240H75ZM80 241V240H79ZM78 242V241H77ZM156 242H158V241H156ZM160 242V241H159ZM229 242V241H228ZM33 243V242H32ZM36 244V243H35ZM74 244V243H73ZM78 244V243H77ZM154 244V243H153ZM228 244V243H227ZM75 245V244H74ZM155 245H157V244H155ZM159 245V244H158ZM65 246V245H64ZM151 247V246H150ZM78 248V247H77ZM228 248V247H227ZM34 249V248H33ZM146 251H147V249H146ZM35 252V251H34ZM230 253V252H229ZM232 253V252H231ZM77 252L75 251V254L73 253V255H74V258H76L75 256H77ZM189 254V253H188ZM187 254V255H188ZM24 255V254H23ZM69 255V254H68ZM72 255V254H71ZM70 255V256H71ZM72 255V256H73ZM190 255H191V253H190ZM19 256H20V254H19ZM186 256V255H185ZM192 256V255H191ZM69 257V256H68ZM184 257V256H183ZM228 257H230V256H228ZM38 258V257H37ZM71 258H73V257H71ZM189 258V257H188ZM198 258H199V256H198ZM68 259V258H67ZM191 259H194V258H191ZM197 259V258H196ZM201 259V258H200ZM226 259V258H225ZM71 260V259H70ZM188 260V259H187ZM42 261V260H41ZM73 261V260H72ZM192 261V260H191ZM199 261V260H198ZM228 261V260H227ZM76 262H78V261H75V263ZM42 263H43V261H42ZM69 263H71V262H69ZM69 263H65V264H69ZM79 263V262H78ZM81 263V262H80ZM194 263L195 264H199L200 262H196V261H194ZM38 264H40V263H38ZM72 264V263H71ZM232 264V263H231Z\"/></svg>", "mask_w": 264, "mask_h": 264}]
</instances>
